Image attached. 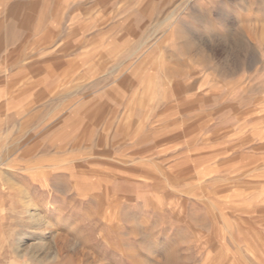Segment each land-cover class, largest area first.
I'll use <instances>...</instances> for the list:
<instances>
[{"label": "rangeland", "instance_id": "374dc122", "mask_svg": "<svg viewBox=\"0 0 264 264\" xmlns=\"http://www.w3.org/2000/svg\"><path fill=\"white\" fill-rule=\"evenodd\" d=\"M73 7L1 45L0 264H264V0Z\"/></svg>", "mask_w": 264, "mask_h": 264}, {"label": "crops", "instance_id": "0c3cea01", "mask_svg": "<svg viewBox=\"0 0 264 264\" xmlns=\"http://www.w3.org/2000/svg\"><path fill=\"white\" fill-rule=\"evenodd\" d=\"M5 1L7 2V0H0V61L1 45H3L5 42L8 44L11 42L12 45L15 43H18L19 45L24 44V42L26 41L25 39L29 38V36L32 35L31 22L34 21L36 23V21L39 22L42 20L44 22L47 19V14H52L50 16V23L52 24H46L43 25V27L45 26V28L49 29L60 28L63 26L64 11H66L68 7H73L74 3L77 2V0H67L66 7L60 3L64 0H60V2L56 3L55 6L53 5V7H50L44 0H8L9 3L7 4ZM10 2L13 3L10 4ZM73 9L74 7L71 9L72 11L69 10V12L75 13V10ZM35 12L39 15L42 14V16H38L37 19L31 21L33 15L32 13ZM78 25V22L74 21L72 22L71 27L77 28ZM40 27L41 25L34 26L33 29L39 30L37 28ZM16 38H19V40L17 41ZM107 45H109V43H107ZM7 54L8 61H10L9 57L12 52H10L9 50ZM1 70L2 69H0V89L1 87H4L3 85H5L6 82L10 83L11 78L16 77L20 74V76H26L31 73L26 69L9 70L7 71V73L4 71L3 73H1Z\"/></svg>", "mask_w": 264, "mask_h": 264}, {"label": "bare ground", "instance_id": "6f19581e", "mask_svg": "<svg viewBox=\"0 0 264 264\" xmlns=\"http://www.w3.org/2000/svg\"><path fill=\"white\" fill-rule=\"evenodd\" d=\"M240 194H242V193H240ZM36 217H37V216H36L35 214L30 216V218L33 219V220H36V219H37ZM18 248H19V247H18Z\"/></svg>", "mask_w": 264, "mask_h": 264}]
</instances>
